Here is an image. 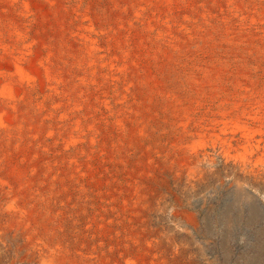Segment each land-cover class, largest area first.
Returning a JSON list of instances; mask_svg holds the SVG:
<instances>
[{
	"label": "rangeland",
	"instance_id": "374dc122",
	"mask_svg": "<svg viewBox=\"0 0 264 264\" xmlns=\"http://www.w3.org/2000/svg\"><path fill=\"white\" fill-rule=\"evenodd\" d=\"M29 1L25 16L20 12L23 0L18 6L0 0L3 53L13 45L16 50L29 46L31 58L40 56L65 73L69 89L81 87L80 81L85 84L81 88L91 83L76 114L96 126L100 138L96 149H101L97 165L112 168L120 182L147 160L166 161L177 170L183 166L179 175H166L165 186H151L152 191L146 192L148 226L178 247V264H245L261 240L257 225L248 226L245 218L239 223L236 213L227 237L224 187L233 170L220 158L211 163L208 148L209 155L200 154L204 173L190 178L182 149L169 146L179 138H196L208 109L203 102L206 109L194 111L196 100H210L227 90L231 95L238 84L264 92V0ZM112 78L118 86L116 94L125 90V83L130 87L126 101L114 104L116 116L125 120L121 132H114L115 118L101 121L106 109L94 93L95 84H107ZM37 90L40 95L39 85ZM54 99L58 98L51 102ZM121 104L126 110L117 113ZM186 115L185 132L172 126L176 120L181 124ZM143 125L148 129L141 138ZM90 145V141L84 144L87 151ZM175 212L194 214L198 227L182 224L174 218Z\"/></svg>",
	"mask_w": 264,
	"mask_h": 264
},
{
	"label": "bare ground",
	"instance_id": "6f19581e",
	"mask_svg": "<svg viewBox=\"0 0 264 264\" xmlns=\"http://www.w3.org/2000/svg\"><path fill=\"white\" fill-rule=\"evenodd\" d=\"M3 1L18 6L21 0ZM30 4L23 0L21 14L27 16ZM10 48L3 53L0 44V264H178V247L148 226L146 192L165 186L166 175H179L183 166L177 170L166 161L144 160L124 182L114 177L112 168H99L96 126L76 114L91 83L81 88L85 84L80 81L81 87L69 89L65 73L40 56L31 58L29 46ZM94 86L99 105L106 109L101 121L115 118L114 132H121L125 120L116 116L114 104L126 101L130 87L125 83V90L116 94L113 78ZM237 86L231 95L227 90L211 98L212 103L196 100L194 111L205 108L203 102L208 108L196 138H179L169 148L182 149L190 178L204 173L200 154L209 155L208 148L211 163L220 158L233 170L224 187L227 237L235 213L239 223L245 218L248 226L257 225L261 243L254 245L256 251L245 264H264V92L254 85ZM52 97L58 99L51 102ZM124 110L121 104L117 113ZM188 122L186 115L172 126L185 132ZM147 129L141 127V138ZM173 216L197 226L192 213Z\"/></svg>",
	"mask_w": 264,
	"mask_h": 264
}]
</instances>
